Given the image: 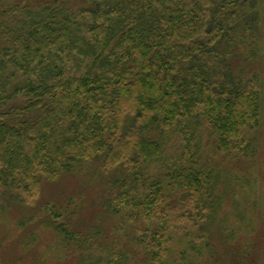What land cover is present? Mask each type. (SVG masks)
Instances as JSON below:
<instances>
[{
	"label": "trees",
	"instance_id": "obj_1",
	"mask_svg": "<svg viewBox=\"0 0 264 264\" xmlns=\"http://www.w3.org/2000/svg\"><path fill=\"white\" fill-rule=\"evenodd\" d=\"M257 8L258 0H0V195L35 203L44 181L93 161L107 179L103 208L128 217L121 231L136 252L117 234L104 242L99 229L73 230L66 207H51L41 224L74 264L197 256L185 221L228 228L231 192L250 185L216 155L258 156L264 70L241 66L263 52ZM40 235L22 245L29 255Z\"/></svg>",
	"mask_w": 264,
	"mask_h": 264
},
{
	"label": "rangeland",
	"instance_id": "obj_2",
	"mask_svg": "<svg viewBox=\"0 0 264 264\" xmlns=\"http://www.w3.org/2000/svg\"><path fill=\"white\" fill-rule=\"evenodd\" d=\"M258 4L259 8L255 10L260 12L264 39V0H258ZM262 54L261 61L252 59L241 66L248 71L264 70ZM253 135L259 140L258 156L254 161H234L229 157L216 155L217 164L239 177H246L250 185L241 181L231 192L232 221L228 228L215 225L210 231H205L201 229V222L195 225L193 222L185 221L183 226L196 237L195 240L191 239L197 243L196 249L200 251H197V256L187 252L188 256L184 260L186 264L190 262L205 264V261H209L210 264H264V124ZM82 169L63 174L55 181H44L42 192L35 199V203L22 204L11 198L9 193L0 195V264H36L43 260L46 264L75 263L73 256L68 255L70 251L56 241L57 237L52 229H47L41 224L48 218L47 209L54 206L56 209L66 207L62 210V219L67 217L75 221L73 230L87 233L99 229L106 238L104 242H108L117 234L122 240V247H125L123 249L136 252V243L130 241L121 231L123 222L128 217L108 215L103 208L107 179L101 175L100 166L92 161ZM67 208L69 212L73 209L65 215ZM137 225L141 232L146 223L139 219ZM33 232L41 235L35 244L29 243L34 246L29 255L23 250L22 245L28 244L27 241ZM230 232L235 233L233 238L228 237ZM183 235L181 229L178 237L182 238ZM209 236L210 246L205 247L202 242ZM32 238L35 240V237ZM185 249H188L186 239L180 241L176 254L180 256V252ZM130 264H136V261Z\"/></svg>",
	"mask_w": 264,
	"mask_h": 264
}]
</instances>
